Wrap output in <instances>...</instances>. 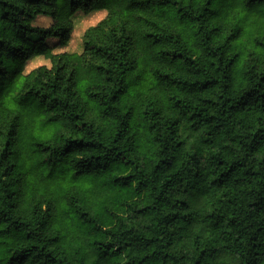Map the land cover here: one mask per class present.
Listing matches in <instances>:
<instances>
[{"label":"trees","instance_id":"16d2710c","mask_svg":"<svg viewBox=\"0 0 264 264\" xmlns=\"http://www.w3.org/2000/svg\"><path fill=\"white\" fill-rule=\"evenodd\" d=\"M0 264H264V0H0Z\"/></svg>","mask_w":264,"mask_h":264},{"label":"rangeland","instance_id":"374dc122","mask_svg":"<svg viewBox=\"0 0 264 264\" xmlns=\"http://www.w3.org/2000/svg\"><path fill=\"white\" fill-rule=\"evenodd\" d=\"M107 12L105 10H96L85 14L81 11H78L74 14V31L72 33V37L69 43L64 47H55V52H76L81 53L84 50V34L87 28L97 24L100 20H102L106 16ZM34 23L39 26L47 27L51 23V19L48 16H42L37 18ZM48 42L51 46H54L55 39H48ZM48 65L51 66V62L49 59L45 58L42 55L33 56L26 64L25 71L28 72L33 68L39 65Z\"/></svg>","mask_w":264,"mask_h":264}]
</instances>
